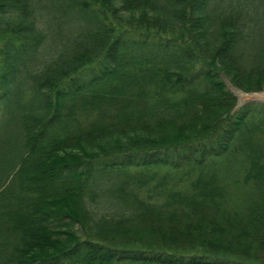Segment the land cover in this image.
Segmentation results:
<instances>
[{"label":"trees","instance_id":"trees-1","mask_svg":"<svg viewBox=\"0 0 264 264\" xmlns=\"http://www.w3.org/2000/svg\"><path fill=\"white\" fill-rule=\"evenodd\" d=\"M227 82L264 92V0H0V264H264V104ZM241 145L233 202L203 170Z\"/></svg>","mask_w":264,"mask_h":264},{"label":"rangeland","instance_id":"rangeland-1","mask_svg":"<svg viewBox=\"0 0 264 264\" xmlns=\"http://www.w3.org/2000/svg\"><path fill=\"white\" fill-rule=\"evenodd\" d=\"M229 88L237 93V102L240 105V91L229 84ZM246 94V93H243ZM247 95V94H246ZM264 140L259 141L260 147L264 149ZM258 148V143H257ZM240 149V150H239ZM237 148L233 154H230L223 160H215L210 163L209 167L203 170V173L217 172L219 175L220 184L225 188V191L233 202H240L249 193L250 185L245 182V173L249 166V160L251 158V153L246 147L241 145V148ZM198 173H193V177H188L185 175H174V179L178 181H172L170 184L171 188H177L183 190L187 187L189 183L197 177Z\"/></svg>","mask_w":264,"mask_h":264},{"label":"water","instance_id":"water-1","mask_svg":"<svg viewBox=\"0 0 264 264\" xmlns=\"http://www.w3.org/2000/svg\"><path fill=\"white\" fill-rule=\"evenodd\" d=\"M230 91L235 97H237V93L235 91H232L231 89ZM240 94L242 95L243 92ZM241 95H240V99L242 103L240 105L238 104L237 110L247 103H263L264 104V99H261V97H264V92L248 93L247 95L243 94L244 96L243 95L241 96Z\"/></svg>","mask_w":264,"mask_h":264},{"label":"bare ground","instance_id":"bare-ground-1","mask_svg":"<svg viewBox=\"0 0 264 264\" xmlns=\"http://www.w3.org/2000/svg\"><path fill=\"white\" fill-rule=\"evenodd\" d=\"M240 95H241V94H240ZM242 95H243V94H242ZM242 95H241V96H242ZM243 96H244V95H243ZM261 99H264V97H261Z\"/></svg>","mask_w":264,"mask_h":264}]
</instances>
